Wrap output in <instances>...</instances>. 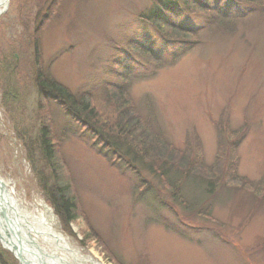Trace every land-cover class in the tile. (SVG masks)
<instances>
[{
    "label": "rangeland",
    "instance_id": "obj_1",
    "mask_svg": "<svg viewBox=\"0 0 264 264\" xmlns=\"http://www.w3.org/2000/svg\"><path fill=\"white\" fill-rule=\"evenodd\" d=\"M216 1L179 0L158 23L147 16L159 0H7L1 8L0 180L15 186L19 203L48 209L87 259L264 264V0ZM40 72L90 93L105 122L122 95L127 121L140 120L161 144L144 160L151 169L112 155L109 142L43 98ZM45 121L53 161L40 145ZM56 169L74 201L71 220L58 211ZM185 169L204 178L189 188L190 179L179 181L182 204L155 173ZM210 180L220 187L214 197L204 190ZM1 239L0 264H24Z\"/></svg>",
    "mask_w": 264,
    "mask_h": 264
},
{
    "label": "trees",
    "instance_id": "obj_2",
    "mask_svg": "<svg viewBox=\"0 0 264 264\" xmlns=\"http://www.w3.org/2000/svg\"><path fill=\"white\" fill-rule=\"evenodd\" d=\"M183 1H186L187 3H193V4L199 3V0H183ZM216 2L218 3L224 2L223 6L227 5L228 8L232 4H235L234 0H217ZM156 4H155L156 9L154 6L152 11L149 12L147 16V17L152 18L150 21H152L153 23L155 22L158 23L161 17L166 19V15L173 13V11L177 12L176 9L179 5V0H159V2ZM214 8H216L215 5H214ZM228 8L225 10L220 8L221 14L222 15L231 14L229 11L230 9ZM153 15L157 19H154ZM182 50H186V48H182ZM44 74L40 72L39 77L37 78V81H36L38 88H39V92H41L43 98L49 99L51 97L53 99H56L59 103H61V105L64 106V108L67 109L69 114L74 116L75 119L84 123L86 127L88 125L89 130L93 134H95L97 141H100V139H102V142L101 141L100 142L103 145L109 142L110 144L108 143V148H109L108 151L112 153V155L117 153L116 155L121 157L122 160H127V159L139 160L138 158H140V162L145 163L144 160L146 159V157L149 154H153L154 152L158 150V147L161 144L158 141L157 136L152 137L153 135L151 136L150 132L143 130L140 127V125H142L140 120H138L136 124H132V125L130 124V121H127L128 113L125 111L126 103L124 101V98L121 97L122 95L121 96L118 95V97L117 95L114 96V99H113V102H114L113 104L115 106L114 115L113 117L107 119L108 122L107 120L105 122L104 119H101L102 117H100L99 114L95 113L96 109H94L95 107L91 103V98L89 96L91 95L90 93L85 94L82 92L80 93V95L74 94L67 87L56 82L52 76H49V74H45L46 75L45 76ZM91 118H94L96 120L98 119L99 124H96L95 127L88 124L89 121H92ZM43 124L44 125L41 131L40 145L45 155L48 157V159L53 161L54 155H55L54 153L55 146L50 139L49 128L47 127L49 123L45 121ZM142 127L144 128L143 125ZM104 132L109 133L112 136L114 135L115 137H117V139H115L114 136L113 137L107 136L106 134H104ZM147 137H149L150 139H147ZM121 150L123 152L126 150V153L125 152L118 153V151H121ZM145 165H147L148 167L149 166L152 167V164H150L149 161L148 163H145ZM55 171L57 173V169ZM181 171L182 172H180L179 176L170 175L171 172L170 173L166 172V174L162 172L163 173L162 175L159 174V172H156L155 174L158 175L160 179L165 178L169 181L171 185L170 188L171 190H173V196L176 197L177 201L183 204L185 201H187V199L185 196L182 195L183 186L179 185L181 182L180 180L184 179L183 181L185 182L186 179H190L188 180L187 184L184 185L185 188H189L191 185V182L195 181L196 183L198 182L196 180H198L199 177L200 179H203L204 177L201 176L200 171L197 173H192L190 169L188 170L185 169ZM193 174H197V176ZM57 175H58V180H57L56 185L61 192V196H63V199L61 200V206H60L61 208H59L58 211L60 212V214L62 215L64 219L71 220V218H73L72 213L74 209L73 208L74 201L71 198V196H69L68 194V190H69L68 184L66 185V183H64L65 180H62L58 173ZM200 182H203V181H200ZM204 183H205L204 190L206 191L205 194L206 195L208 194L209 197H214L215 194L217 193V192L215 193L212 191V190H215L214 188H216L215 183L211 180L210 182H204ZM219 188L220 187L216 188V190H219Z\"/></svg>",
    "mask_w": 264,
    "mask_h": 264
},
{
    "label": "bare ground",
    "instance_id": "obj_3",
    "mask_svg": "<svg viewBox=\"0 0 264 264\" xmlns=\"http://www.w3.org/2000/svg\"><path fill=\"white\" fill-rule=\"evenodd\" d=\"M6 3L7 0H0V12ZM4 184L0 186V238L17 256L21 247L19 255L24 264H86L85 261L89 259L93 264H106L100 259H87L79 253L68 236L56 228L48 209H41L40 206L41 210L38 211L36 205L27 207L19 203L15 186L8 182ZM7 211H12L15 218L8 217ZM8 231H12L13 235L7 236ZM14 235L19 238L18 245L15 244ZM95 255L98 256L97 253Z\"/></svg>",
    "mask_w": 264,
    "mask_h": 264
},
{
    "label": "water",
    "instance_id": "obj_4",
    "mask_svg": "<svg viewBox=\"0 0 264 264\" xmlns=\"http://www.w3.org/2000/svg\"><path fill=\"white\" fill-rule=\"evenodd\" d=\"M5 186V184H4V182H2V180H0V186ZM12 232V231H11ZM24 247V246H23ZM22 247V248H23ZM19 254H21V247L20 248H18V256H19V258H20V255ZM24 261V260H23Z\"/></svg>",
    "mask_w": 264,
    "mask_h": 264
}]
</instances>
